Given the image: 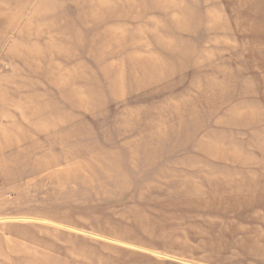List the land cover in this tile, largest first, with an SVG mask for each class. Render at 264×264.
<instances>
[{"label": "rangeland", "instance_id": "1", "mask_svg": "<svg viewBox=\"0 0 264 264\" xmlns=\"http://www.w3.org/2000/svg\"><path fill=\"white\" fill-rule=\"evenodd\" d=\"M0 264H264V0H0Z\"/></svg>", "mask_w": 264, "mask_h": 264}]
</instances>
